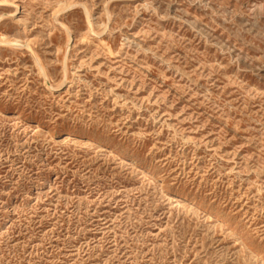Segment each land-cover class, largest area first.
Here are the masks:
<instances>
[{"label":"rangeland","instance_id":"374dc122","mask_svg":"<svg viewBox=\"0 0 264 264\" xmlns=\"http://www.w3.org/2000/svg\"><path fill=\"white\" fill-rule=\"evenodd\" d=\"M0 264H264V0H0Z\"/></svg>","mask_w":264,"mask_h":264}]
</instances>
